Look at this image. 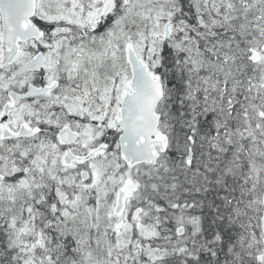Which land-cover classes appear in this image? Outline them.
Wrapping results in <instances>:
<instances>
[{
    "label": "snow or ice",
    "instance_id": "1",
    "mask_svg": "<svg viewBox=\"0 0 264 264\" xmlns=\"http://www.w3.org/2000/svg\"><path fill=\"white\" fill-rule=\"evenodd\" d=\"M0 264H264V0H0Z\"/></svg>",
    "mask_w": 264,
    "mask_h": 264
}]
</instances>
